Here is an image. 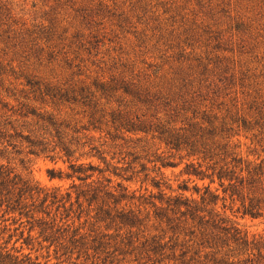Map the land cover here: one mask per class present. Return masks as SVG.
I'll return each instance as SVG.
<instances>
[{"label":"trees","instance_id":"trees-1","mask_svg":"<svg viewBox=\"0 0 264 264\" xmlns=\"http://www.w3.org/2000/svg\"><path fill=\"white\" fill-rule=\"evenodd\" d=\"M237 27L249 28L243 23ZM22 34L38 55L46 48L48 60L53 58L54 47L45 29ZM40 40H45L44 47ZM181 47L177 46L175 57H166L165 62L177 66L163 83L156 82V74L143 71L129 79L65 88L26 77L23 89L6 90L8 100L0 98V148L61 160L66 171L51 169L47 176L72 184L71 191L65 192L44 188L0 162V210L24 227L20 250L0 247V264H41L38 256L32 257L34 248L45 250L47 259L52 253L57 264H264V237L249 239L226 214L264 218V106L254 108L253 119L240 118L231 124L211 115L209 108L191 109L197 108L190 104L202 98V90H212L215 96L218 85H231L234 75L223 76L227 69L218 68L219 58L196 57L194 49L186 53ZM193 85L196 91L181 92ZM189 94L190 100L180 106L178 100ZM37 103L81 107L80 125L71 126L57 114L36 107ZM186 110L190 117H181ZM234 129L250 134L252 148L246 156L231 141ZM93 134L113 142H130L131 137L136 142L158 141L169 157L178 156L179 163L161 156L149 163L154 167L159 163L158 171L184 163L180 173L186 180L178 186L180 193L160 190L170 189L161 173L160 179L150 180L156 195L136 197L120 183L117 189L110 187L111 178H103L105 171L89 161L105 162L102 147L107 141L95 145ZM139 167V171L129 165L121 170L131 171L126 178L117 167L110 173L132 181L145 170L144 165ZM24 246L27 254L22 253Z\"/></svg>","mask_w":264,"mask_h":264},{"label":"rangeland","instance_id":"rangeland-1","mask_svg":"<svg viewBox=\"0 0 264 264\" xmlns=\"http://www.w3.org/2000/svg\"><path fill=\"white\" fill-rule=\"evenodd\" d=\"M62 2L0 0V98L8 100L7 92L23 89L26 77L65 88L75 84L91 85L94 81L108 82L113 78L129 79L144 71L156 74V82L163 83L171 77L177 66L174 61L165 62L166 57H175L180 50L177 46H182L186 48V53L194 49L193 55L196 57L212 60L219 58L218 68L227 69V74L223 76L228 78L234 75L231 85L217 84L215 96L211 94L212 90H202L200 95L206 100L196 98L190 105L197 108L191 109L200 112L205 107L209 108L207 110L211 115L224 117L225 122L231 124L240 118L253 119L256 116L254 108L264 106V0ZM100 4L105 5L106 9ZM87 14L86 19L84 15ZM240 23L249 28H236ZM40 28L46 30L50 44L54 47L51 60L46 56V48L38 55L30 46L27 35L22 34L25 30L38 31ZM188 35L190 37L186 39ZM44 41L40 40L39 45ZM187 44H190L189 47ZM196 90V85H193L181 92L186 94ZM191 96H183L178 104L181 106ZM36 107L57 114L71 126L80 125L77 122L81 120L83 109L77 105L46 107L37 103ZM250 107L253 108L251 111ZM186 112H181V117H190V111ZM235 130L230 133L231 141L237 146V152L246 156L252 148L250 134ZM93 135L95 145L107 141L102 147L105 162L96 158L89 161L105 171L103 178H111L110 187L117 189L116 185L120 183L129 194H135L136 197L150 193L156 195L158 190L151 186L150 180L154 177L160 179L161 173L164 177L162 182L170 189L162 187L160 190L169 195L180 193L178 186L186 180V176L180 173L184 163L176 167L160 168L159 171V163L155 167L149 163L154 156L169 157L167 149L158 141L136 142L135 137H131L130 142H113L103 135ZM169 160L179 163L178 156H170ZM0 162L41 187H59L62 192L71 191V180L50 179L47 176V171L51 169L66 171L67 165L61 160L52 162L42 156H29L25 152L19 155L10 149L5 151L0 148ZM140 164L145 166V170L132 181H125L110 173L112 167H117L119 174L126 178L131 175V171L121 170L127 169L129 165L139 171ZM145 174L148 176L147 181H144ZM75 183L79 185L78 181ZM186 195H190V192ZM226 214L249 239L264 237V218L243 217L230 211ZM14 221L0 210V247H6L7 250H20L23 244L20 234L24 227ZM36 249L32 251V257L38 256L41 264L47 260V264H57L52 253L47 259L45 250L35 252ZM28 252L29 249L24 246L22 253Z\"/></svg>","mask_w":264,"mask_h":264}]
</instances>
